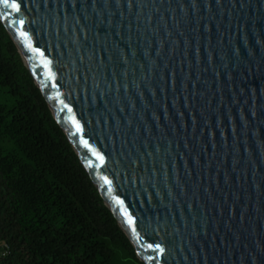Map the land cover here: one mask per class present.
Listing matches in <instances>:
<instances>
[{"label":"water","instance_id":"95a60500","mask_svg":"<svg viewBox=\"0 0 264 264\" xmlns=\"http://www.w3.org/2000/svg\"><path fill=\"white\" fill-rule=\"evenodd\" d=\"M16 2L0 19L140 260L264 264V0Z\"/></svg>","mask_w":264,"mask_h":264},{"label":"trees","instance_id":"16d2710c","mask_svg":"<svg viewBox=\"0 0 264 264\" xmlns=\"http://www.w3.org/2000/svg\"><path fill=\"white\" fill-rule=\"evenodd\" d=\"M3 244L5 264H145L0 19Z\"/></svg>","mask_w":264,"mask_h":264},{"label":"snow or ice","instance_id":"6c2138e0","mask_svg":"<svg viewBox=\"0 0 264 264\" xmlns=\"http://www.w3.org/2000/svg\"><path fill=\"white\" fill-rule=\"evenodd\" d=\"M3 3L8 6L9 3H10V6L15 9L16 11H19L20 10V5L19 3L16 2V0H3ZM21 24H23V21L20 22ZM22 35L24 36H27V33H21ZM102 159V158H101ZM151 247V245H150ZM157 248L159 247V245L156 246ZM162 251V250H161Z\"/></svg>","mask_w":264,"mask_h":264},{"label":"built area","instance_id":"2783aa9c","mask_svg":"<svg viewBox=\"0 0 264 264\" xmlns=\"http://www.w3.org/2000/svg\"><path fill=\"white\" fill-rule=\"evenodd\" d=\"M9 254V246L7 244H3L0 246V264H5V258Z\"/></svg>","mask_w":264,"mask_h":264},{"label":"rangeland","instance_id":"374dc122","mask_svg":"<svg viewBox=\"0 0 264 264\" xmlns=\"http://www.w3.org/2000/svg\"><path fill=\"white\" fill-rule=\"evenodd\" d=\"M119 264H138V262H135L133 260H123V261H120Z\"/></svg>","mask_w":264,"mask_h":264}]
</instances>
